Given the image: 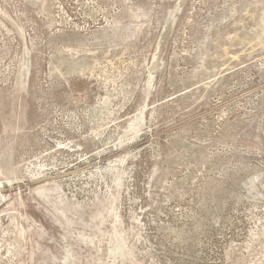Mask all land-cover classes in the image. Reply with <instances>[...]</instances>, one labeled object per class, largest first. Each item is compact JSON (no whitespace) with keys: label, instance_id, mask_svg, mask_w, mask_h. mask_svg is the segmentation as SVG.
Returning a JSON list of instances; mask_svg holds the SVG:
<instances>
[{"label":"rangeland","instance_id":"1","mask_svg":"<svg viewBox=\"0 0 264 264\" xmlns=\"http://www.w3.org/2000/svg\"><path fill=\"white\" fill-rule=\"evenodd\" d=\"M0 264H264V0H0Z\"/></svg>","mask_w":264,"mask_h":264}]
</instances>
